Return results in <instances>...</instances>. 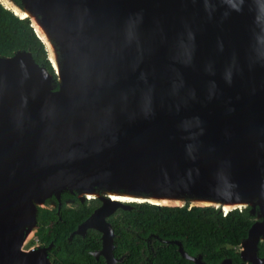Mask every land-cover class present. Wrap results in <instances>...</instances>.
Instances as JSON below:
<instances>
[{"label": "water", "instance_id": "95a60500", "mask_svg": "<svg viewBox=\"0 0 264 264\" xmlns=\"http://www.w3.org/2000/svg\"><path fill=\"white\" fill-rule=\"evenodd\" d=\"M41 1L71 45L68 97L40 119L56 95L58 75L32 27L34 13L23 0L12 3L26 11L52 73L29 51L0 55V264H52L43 246L23 247L25 232L34 235L37 208L46 199L59 204L61 193L79 192L56 180L84 170L109 183L248 189L264 225V0ZM91 187L100 205L74 232L92 227L100 233L105 264L119 260L105 220L115 208L187 200L222 209L225 201L221 193L172 188L137 193L181 199L179 205L121 201ZM41 192L39 202L33 194ZM200 197L215 203H192ZM161 241L174 243L182 258L206 264L179 241ZM250 259L264 264L255 254Z\"/></svg>", "mask_w": 264, "mask_h": 264}, {"label": "trees", "instance_id": "16d2710c", "mask_svg": "<svg viewBox=\"0 0 264 264\" xmlns=\"http://www.w3.org/2000/svg\"><path fill=\"white\" fill-rule=\"evenodd\" d=\"M12 1L18 3V0ZM16 50L29 51L36 63L52 73L43 44L29 26L28 19L19 18L0 4V55L9 56ZM131 206L129 210H121L120 220L112 224V253L114 256L124 254L118 264H194L179 255L174 243L161 240L179 241L188 255L200 254L206 264H219L223 258L238 260L233 247L245 236L249 226L245 212L233 209L222 214L211 206H188L186 203L169 207L134 202ZM91 208L92 205L87 212ZM59 215L62 221L57 220L52 210L37 208L36 241L47 242L50 231L57 245L48 252L50 261L53 264H103L100 258L95 260L85 252L98 246L92 237L88 236L83 243L78 235H73L66 241L68 232L84 214L80 210L70 213L60 209ZM49 222L51 226L44 228ZM135 235L151 239L150 250L144 248L140 239H131Z\"/></svg>", "mask_w": 264, "mask_h": 264}, {"label": "bare ground", "instance_id": "6f19581e", "mask_svg": "<svg viewBox=\"0 0 264 264\" xmlns=\"http://www.w3.org/2000/svg\"><path fill=\"white\" fill-rule=\"evenodd\" d=\"M8 3L0 2L7 8L12 9L20 17L26 15V11L20 10L15 5L12 4L10 0H6ZM26 7L30 10L31 13H34L31 19L32 27L35 30L37 36L42 40L46 50L47 57L49 58L52 67L56 71L59 80V87L57 89L56 95L49 101L48 105L41 109V117L43 119L47 117L52 111L59 109L67 100L68 97V83L71 75L72 61L70 59L71 55V45L68 41V37L65 34L63 28L57 23L52 11L48 8L46 3H43L41 0H23ZM35 13H40L41 18L35 17ZM67 37V38H66ZM56 44L58 50V63L54 61V53L52 50V41ZM48 83H50L49 76L44 72ZM264 163V161H263ZM257 174V173H256ZM255 174V175H256ZM102 177V179H100ZM104 175L92 172L90 170H84L83 173H79L75 177L67 178L59 177L56 182H59L63 187L68 188H77L78 193L86 194L89 197H95L98 194L96 190L92 189V185H99L101 188L99 192L105 193L112 199H119L121 201H149L151 203H157L161 205H179L181 199L164 197L161 195H154L153 197H144L137 193L139 190H159L161 194H164L168 188L178 189V190H192L199 195L211 194L215 195L216 193H221L225 197V201L222 204V209L227 211L233 206H243L245 204L252 203V192L248 189L238 192L217 190V189H206L198 186H181L178 184H162L157 183H137V184H127V183H109L103 180ZM44 192H48L44 190ZM43 192L38 195L33 194V197L40 202ZM195 205H207L214 204L215 202L211 199L204 197L194 199L192 201ZM221 207L220 205H217ZM27 237L31 236V231L29 229L25 232Z\"/></svg>", "mask_w": 264, "mask_h": 264}, {"label": "flooded vegetation", "instance_id": "af4514ba", "mask_svg": "<svg viewBox=\"0 0 264 264\" xmlns=\"http://www.w3.org/2000/svg\"><path fill=\"white\" fill-rule=\"evenodd\" d=\"M1 1L8 3L6 0H1ZM10 1L12 3H16L12 0H10ZM100 194L106 195L105 193H102V192H100ZM97 196L89 197L84 193L80 194L76 191L61 193L59 196L60 197L59 198V201H60L59 204H57V201L55 200L54 197H51V198L46 199L44 201L43 206L41 208L47 209V210H52L54 215L56 216L57 220H59V221L63 220L60 218V215H59L60 209H63L65 211L68 210L70 213H74V212L80 210L81 213L84 214V216L75 224L74 228L68 232V235L66 236V241H69L73 235H78L83 240V243H84V240L87 239L88 236L92 237L93 243L98 244V246L94 247L92 249H89V250L86 249L85 252H86V254L88 253L89 255H91V257H93L95 260H98L100 258L102 260L103 264H105L102 255L100 253H98V251L101 247L100 233L92 227H85V228H83V230H80V232H74L75 229L77 228V226L81 222H84V220L100 205V200L97 198ZM132 203H134V202H130V204H132ZM252 204H253V202L250 204L247 203L243 206L231 208L227 211H224L223 209H221L220 206L214 207L218 211H221L222 214H225L226 212L233 210V209H237L239 212H245L246 219L249 221V226L247 228L246 234L241 239L243 246H244L243 252L241 253L242 258H240V253H239L238 248H237V246H239L241 244L239 242L237 245H235L233 247V252L237 255L238 260L231 261L232 263H239L241 261L243 262L244 259H246V258L250 259L253 256V254H255L257 256V258L264 259V225H258V222H261L263 219V215H262L263 213L260 212V210L258 209L256 204H253V205ZM90 205H92V208L87 212V209L89 208ZM121 210L123 211L126 209H121V208L117 207L110 214L105 216V220L110 224V226L112 228V232H113V225L112 224H114L115 221L120 220L119 215H121ZM50 226H51V223L49 222L47 225H44L43 227L49 228ZM38 227H39V225H38ZM91 230L93 232H91ZM35 233H34V235H35ZM48 234L50 235V237H49L47 242H43V241L41 242V241H39V239H37V244L44 247V251H45V253H47V255L51 249L54 250L57 247L56 243L54 242L55 237H53L51 235L50 231H48ZM113 237H114V234H113ZM131 239H140V241L142 243H144V248L146 250H148V249L150 250V248L152 247V241L149 238H146V237L143 238V237L135 235V236L131 237ZM252 240H254V242H255L254 244H252ZM133 242H136V241L134 240ZM112 245H113L112 246V250H113V248H114L113 239H112ZM252 247L254 250H252ZM112 250H111V252H112ZM142 250H143V248L141 249V251ZM123 255L124 254L114 256L112 253V256L115 259H119L114 264L120 263L122 258H123ZM248 262L249 263H247V264L251 263L250 261H248Z\"/></svg>", "mask_w": 264, "mask_h": 264}, {"label": "rangeland", "instance_id": "374dc122", "mask_svg": "<svg viewBox=\"0 0 264 264\" xmlns=\"http://www.w3.org/2000/svg\"><path fill=\"white\" fill-rule=\"evenodd\" d=\"M16 4H18V3H16ZM51 197H53V196H51ZM50 197V198H51ZM58 198H60V197H58ZM49 199V198H48ZM187 204V205H189V202L187 201V200H184V202H183V204ZM37 244V242H36V240H35V236L34 235H32V236H30L29 238H27V241L25 242V244H24V248H28L29 246H33V245H36ZM243 243H241L239 246H237V248H238V251L239 252H243ZM250 261L251 263L250 264H259V263H256L254 260H252V259H249V258H246V259H244V261L242 262V264H247V263H249L248 261Z\"/></svg>", "mask_w": 264, "mask_h": 264}, {"label": "built area", "instance_id": "2783aa9c", "mask_svg": "<svg viewBox=\"0 0 264 264\" xmlns=\"http://www.w3.org/2000/svg\"><path fill=\"white\" fill-rule=\"evenodd\" d=\"M35 240H36V238H35ZM37 242V241H36Z\"/></svg>", "mask_w": 264, "mask_h": 264}]
</instances>
